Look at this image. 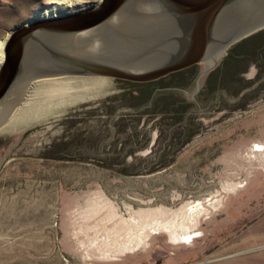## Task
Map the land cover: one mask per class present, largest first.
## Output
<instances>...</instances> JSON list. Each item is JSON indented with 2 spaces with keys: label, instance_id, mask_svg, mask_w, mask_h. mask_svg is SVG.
Here are the masks:
<instances>
[{
  "label": "rangeland",
  "instance_id": "rangeland-1",
  "mask_svg": "<svg viewBox=\"0 0 264 264\" xmlns=\"http://www.w3.org/2000/svg\"><path fill=\"white\" fill-rule=\"evenodd\" d=\"M97 1L0 0V50ZM228 49L143 101L112 77L32 79L0 126V264H264V60L219 84Z\"/></svg>",
  "mask_w": 264,
  "mask_h": 264
},
{
  "label": "water",
  "instance_id": "water-1",
  "mask_svg": "<svg viewBox=\"0 0 264 264\" xmlns=\"http://www.w3.org/2000/svg\"><path fill=\"white\" fill-rule=\"evenodd\" d=\"M264 29V0H98L9 31L0 126L32 79L94 75L148 82Z\"/></svg>",
  "mask_w": 264,
  "mask_h": 264
},
{
  "label": "trees",
  "instance_id": "trees-1",
  "mask_svg": "<svg viewBox=\"0 0 264 264\" xmlns=\"http://www.w3.org/2000/svg\"><path fill=\"white\" fill-rule=\"evenodd\" d=\"M255 59L257 60H264V29L259 30L245 38H243L242 40L236 42L233 46H231L228 51L226 56L224 57V59L222 60V65L219 68L218 71V83H222L223 80H225L226 78H228L229 74L231 72V67H228V63L229 62H242V61H251ZM255 61V62H256ZM237 62V63H238ZM190 68H185L173 73H170L162 78H159L158 80H152V81H148V82H132V81H128V83H130L132 85V90L131 92L134 93V98L137 99H142V101L148 97L150 95L151 92V86L155 83V81H160L161 79L164 78H172L176 75L182 74L183 72H187L189 71ZM211 78V77H210ZM210 78L207 79V83H210ZM220 78L222 81H220ZM209 81V82H208ZM158 101V99H155V102ZM172 102H166L165 106H163V113H161L162 115H164L166 112L170 113V118L171 119H175L176 118V114L179 111H184L186 105L184 107L181 108L179 107H174L171 106ZM178 115V114H177Z\"/></svg>",
  "mask_w": 264,
  "mask_h": 264
},
{
  "label": "bare ground",
  "instance_id": "bare-ground-1",
  "mask_svg": "<svg viewBox=\"0 0 264 264\" xmlns=\"http://www.w3.org/2000/svg\"><path fill=\"white\" fill-rule=\"evenodd\" d=\"M98 2V1H97ZM97 2H95V4L97 3ZM74 9H76V8H74ZM54 16V15H53ZM44 17V16H43ZM35 18V17H34ZM33 18V19H34ZM32 20V19H31ZM30 20V21H31ZM25 22H29V21H25ZM226 48V47H225ZM221 50V49H220ZM218 52V51H217ZM217 59H220V55L219 54H217V53H215V56L214 57H212L211 59H209L208 61H207V67L209 68L210 66H212L213 64H215V62L217 61ZM2 60H3V47H1V50H0V64H1V62H2ZM34 81V80H33ZM62 84V82L61 81H55V80H53V81H51V86H53V85H61ZM30 85V84H29ZM29 85L27 86V87H29ZM26 87V88H27ZM37 87H41V85H38ZM15 109H17V108H15ZM18 111V110H17ZM14 113H16V112H14Z\"/></svg>",
  "mask_w": 264,
  "mask_h": 264
}]
</instances>
